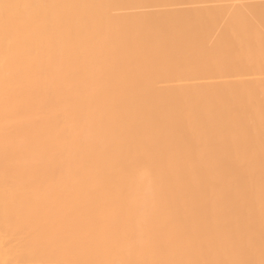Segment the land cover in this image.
<instances>
[{
    "label": "bare ground",
    "instance_id": "bare-ground-1",
    "mask_svg": "<svg viewBox=\"0 0 264 264\" xmlns=\"http://www.w3.org/2000/svg\"><path fill=\"white\" fill-rule=\"evenodd\" d=\"M0 264H264V0H0Z\"/></svg>",
    "mask_w": 264,
    "mask_h": 264
}]
</instances>
